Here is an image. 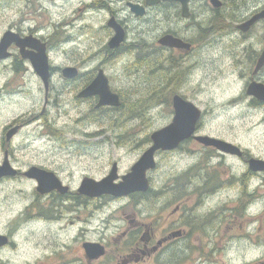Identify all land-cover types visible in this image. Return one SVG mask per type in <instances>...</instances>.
<instances>
[{
  "label": "rangeland",
  "instance_id": "obj_1",
  "mask_svg": "<svg viewBox=\"0 0 264 264\" xmlns=\"http://www.w3.org/2000/svg\"><path fill=\"white\" fill-rule=\"evenodd\" d=\"M127 1L0 0V39L14 25L36 28L51 44L50 66H75L81 73L77 81L66 82L56 72L47 94L29 60L17 51L0 59V164L8 150L14 168L46 167L74 189L84 176L107 175L114 162L118 174H126L149 147L150 134L171 121L173 108L167 101L172 92L200 108L201 135H216L264 160V106H251L242 82L249 72V50L258 47L259 38L253 35L259 32L253 29L252 41L247 42L232 20L253 11V0L226 1V13L221 15L230 19L223 20L227 25L214 21L215 17L206 20L205 11L202 16L195 11L198 16L190 20L181 14L180 20L173 7L136 18ZM245 4L249 8L242 11ZM110 11L129 26L118 54L107 50L114 34L107 26ZM168 29L192 40L194 50L184 56L158 52L156 40ZM97 69L104 71L110 88L119 94V107L96 108L93 97L78 100L77 88ZM13 126L18 130L7 141L5 133ZM196 148L189 140L169 154L156 155V168L147 173L151 192L141 199H122L121 212L135 213L143 224L152 225L158 237L181 230L174 229L180 216L174 208L181 204V225L190 226L184 227L182 238L155 255L160 264H264V175L250 182L257 183L254 196L240 202L236 186L221 187L207 197L188 196L187 191L197 186L196 170L191 168L200 156ZM217 167L222 178L238 177L246 168L236 159ZM186 174L181 191L179 181ZM33 189L31 182H0V229L18 220L14 215L32 200ZM116 210L105 208L99 225H106L102 222L106 218L108 225H118ZM25 224L42 223L31 218ZM167 225L172 229H161ZM112 231L117 230L106 229Z\"/></svg>",
  "mask_w": 264,
  "mask_h": 264
},
{
  "label": "flooded vegetation",
  "instance_id": "obj_2",
  "mask_svg": "<svg viewBox=\"0 0 264 264\" xmlns=\"http://www.w3.org/2000/svg\"><path fill=\"white\" fill-rule=\"evenodd\" d=\"M130 1L126 2V5L129 7V9L130 6L128 5V3L131 2L134 4H138L143 8V15H136L131 11V13L136 18H143L145 15H148L152 11H161V9H165L166 7H173L179 14L180 20L183 16H181V4L179 2L160 0L153 4H147L146 0ZM218 1V5L214 6L212 5L211 0H189L188 16L184 19H195L198 16L195 11L201 12V16L203 15L202 12L205 11V13L208 14V18H205L206 20L212 21L211 19L215 17L214 21H218L227 25L224 21L225 19H230L226 16L224 17L223 15H221V13H226L225 8L227 6L228 0ZM250 4L253 5V7L250 9L253 11H246L244 14H242L241 12V16L238 19L235 20L234 17L232 20L235 22L234 28L236 29V31H238L239 35L247 42L252 41L250 32L253 29L257 28L259 32L258 34L253 35L254 37L257 36L259 38L258 47L249 50V53L252 54V56H248L249 61L247 64V69L249 72L244 75L242 82L244 94L247 96V99L249 100L251 106L263 107L264 100L259 99L254 95L248 94L247 89L249 84H261L264 86V64L259 68H256L257 61L260 55L264 52V18L257 19L245 31H242L239 26L242 23L248 21L258 12H260L261 9L264 8V1L253 0ZM250 4H245L240 9L243 11L244 9L249 8ZM203 5H205L206 8H203ZM119 15L112 11H110L109 14L110 17H114L115 20L122 26L125 33V39L117 48L107 49L111 52H119L122 50V48H124L123 45L124 42H126V37L129 33L128 24L124 23L123 20L118 19L117 17ZM35 29H25L21 25H14L11 26L9 30L18 33L21 38L28 39L29 44L27 45V50L35 51V48L33 47L34 45H37V42H39L38 44L44 43L46 51L49 50L51 44L48 37H44V35L40 33L39 30L37 31ZM167 34H171L174 37L182 39L184 42L189 44V48L186 50L180 47L177 48L161 45L159 43V39ZM155 47L159 48V50H157L158 52H168L171 54L178 53L184 56L194 50L195 44L192 40H188L178 33H175L168 29L161 32V35L156 40ZM11 50L17 51L18 56L21 57L19 48L15 44L10 45L9 51ZM62 69L63 68L60 69L55 67L49 68L47 88L44 86L45 92L47 94L50 88V80L52 76L56 72L58 73V71H60L59 73H61V75L63 76ZM76 69L77 74L73 77L65 78L63 76L66 79V82L77 81L80 78L81 73L79 72L78 67H76ZM98 70L99 69L94 72L92 77L85 78V83L83 84V86H79L77 88L78 100L82 101L93 97L98 101V96L96 95L86 98L78 97V93L94 79ZM47 94L45 95L46 98ZM198 126L199 124H197L194 133L201 135L198 131ZM207 135L219 138L216 135ZM189 140L195 141V143L197 144L196 150L200 153V156L198 157V160L195 159V166L191 167L196 170V174L198 177L196 180L197 186L194 187L191 191H188V196L193 195L207 197L213 192L214 194L217 193L221 187L225 186L228 189L236 186V190L239 191V202L241 201L242 197H246L247 199L251 196H254L255 192H257V183L250 185V182L252 179L257 180L258 177H263L264 170L252 168L250 166L249 160L251 158L259 159L261 158L260 156L254 157L246 148H241L242 152L238 155L223 152L213 146H204L192 136L182 141L181 145L176 149H179L180 147L182 148L183 144ZM150 143L151 141H149V144ZM174 150H158L155 152L154 157H156V155L158 154H169ZM5 152H7L8 156V150H4V154ZM228 159H236L244 164L246 168L243 170L240 176L235 177L234 175H232L231 177L227 174L225 178L221 177V172L218 170L217 165H227ZM205 164L207 166L213 164L217 165H215L214 167L211 166V168L206 167ZM40 168L53 172L57 176L61 184L67 188L66 191L61 192L58 188H54L49 190L48 192L41 193L37 190L39 181L36 178L24 176V172L27 169L22 170L16 168V175L12 177H0V182L25 181L31 182L34 186V189L32 190V200L28 204H26L23 209L19 210L16 215H14L15 219L18 218V220H13L11 222V225L8 224L9 227L5 226V229H0V264H160L157 261L158 259L155 258V255L158 252L163 251L167 245L173 244L175 240H179L177 239L178 237L182 238L185 234L184 229L188 228L189 224H187L186 222L185 224L181 225V204L176 205L174 208V212L179 211L180 214L178 224L174 229L181 230H170L162 233V235L158 237L154 235L153 231L151 230L153 229V227H151L152 225L147 223L146 225L143 224L140 220H138L135 213L125 214L124 212H121L122 207L120 205V202L122 199H127L128 201H130L131 199H141L142 197L149 195L152 190V180L148 174H150L151 171L155 170L156 167L146 172L147 179L149 181V189L146 192H135L121 197H115L109 194H101L98 196L90 197L87 194H81L78 192L79 187L76 189L72 188L71 185L61 179L55 171L43 166H41ZM122 175L123 174H118V177L114 181L119 182ZM105 176L106 175H103L101 177H92L87 175L84 177L100 180ZM182 181L183 180L179 181V183L181 182V187ZM251 186H253L254 188L253 191H250ZM185 194L186 191L184 195ZM109 207H113V209L117 208L115 212H118L119 215H115V222H118L119 224L116 226H111L110 224L108 225V219L106 218L104 220L101 219L102 222L106 225H99V214L104 213L105 208ZM250 216L254 217L253 215ZM20 218L23 219L21 222H19ZM31 218H35L42 224H39L38 226L26 225V219ZM7 221L9 222L10 220L7 219ZM80 222H82L83 224H79ZM3 227L4 226H2V228ZM192 227L196 228L197 225H192ZM106 229H116L117 231L107 233ZM161 229L172 228L171 226L167 225L166 227L163 226Z\"/></svg>",
  "mask_w": 264,
  "mask_h": 264
},
{
  "label": "water",
  "instance_id": "obj_3",
  "mask_svg": "<svg viewBox=\"0 0 264 264\" xmlns=\"http://www.w3.org/2000/svg\"><path fill=\"white\" fill-rule=\"evenodd\" d=\"M160 0H146L147 4H153ZM175 1L181 4V13L183 16H188V1L189 0H162ZM218 0H211L212 5L217 6ZM130 10L136 15H143V8L138 4L128 3ZM259 18H264V8L252 16L248 21L242 23L239 28L245 31L253 22ZM107 26L114 31L113 36L109 39L107 46L110 49L117 48L124 40V30L122 26L111 17L107 21ZM34 45L35 51L27 50L28 39L21 38L18 33L11 30L3 33L0 39V59L10 56L9 47L15 44L20 51V56L23 59L29 60L31 66L41 78L44 86L47 88L49 68L48 55L44 43ZM159 43L164 46L177 47L188 49L189 44L182 39L174 37L171 34L164 35L159 39ZM264 64V52L260 55L256 68ZM62 74L65 78H71L77 74V69L74 66H67L62 69ZM247 93L254 95L259 99L264 100V86L249 84ZM98 96L96 107L99 106H113L120 105L119 95L109 87L108 79L102 69H99L94 79L84 87L79 93L78 97L86 98L89 96ZM173 116L171 121L165 126L153 131L150 134L151 144L142 153L139 159L131 166L130 170L123 174L119 182L114 180L118 177L117 165L112 164L110 172L102 179L95 180L93 178L84 177L78 188L81 194H87L90 197L101 194H109L115 197L127 196L134 192H145L149 188V181L146 177L147 170L153 169L156 166L154 154L158 150L167 151L175 149L182 141L189 137H194L198 142L204 146H213L220 151L241 154L242 150L239 146L208 135L195 134L197 122L201 116V110L191 101L184 99L179 94L172 96ZM18 130V126H13L7 130L5 138L8 141L13 134ZM250 166L254 169L264 170V160L251 158L249 160ZM17 169L14 168L7 157V152L4 154L2 164H0V177L16 175ZM24 176L36 178L39 181L37 190L41 193L48 192L51 189L58 188L61 192L66 191L57 176L45 169L36 166H31L24 172Z\"/></svg>",
  "mask_w": 264,
  "mask_h": 264
},
{
  "label": "trees",
  "instance_id": "obj_4",
  "mask_svg": "<svg viewBox=\"0 0 264 264\" xmlns=\"http://www.w3.org/2000/svg\"><path fill=\"white\" fill-rule=\"evenodd\" d=\"M120 52V51H119ZM119 52H113V54H118ZM19 64H20V62H19ZM16 68H18V67H16ZM174 93H177V92H172L171 94H170V96H172ZM171 101V97L168 99V101H167V103H169ZM100 108V107H99ZM103 110V109H102ZM101 110V111H102ZM148 141H150V138H149V140ZM192 172H190V174H191ZM196 176H197V174H196ZM218 176V175H217ZM187 178H188V175L186 174V175H184V176H181V180H184V181H187ZM197 180V177H196V179H195V181ZM197 182V181H196ZM186 184V183H185ZM186 186L187 185H185V188H186ZM181 188V191H182V189H183V187H181V185H179V188H177V189H180ZM180 191V190H179ZM188 192V191H187ZM184 193H185V189H184Z\"/></svg>",
  "mask_w": 264,
  "mask_h": 264
}]
</instances>
